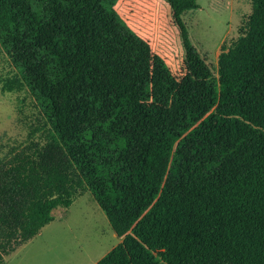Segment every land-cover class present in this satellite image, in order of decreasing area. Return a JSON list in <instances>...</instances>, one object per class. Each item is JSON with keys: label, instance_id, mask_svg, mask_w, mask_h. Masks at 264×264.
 Segmentation results:
<instances>
[{"label": "trees", "instance_id": "trees-1", "mask_svg": "<svg viewBox=\"0 0 264 264\" xmlns=\"http://www.w3.org/2000/svg\"><path fill=\"white\" fill-rule=\"evenodd\" d=\"M165 1L183 76L116 0H0V48L73 168L0 167V238L49 224L76 184L120 239L95 264H264V0L222 43L217 87L183 19L197 0Z\"/></svg>", "mask_w": 264, "mask_h": 264}, {"label": "rangeland", "instance_id": "rangeland-1", "mask_svg": "<svg viewBox=\"0 0 264 264\" xmlns=\"http://www.w3.org/2000/svg\"><path fill=\"white\" fill-rule=\"evenodd\" d=\"M197 3L199 9L187 12L183 19L192 47L205 62L208 81L217 87L220 47L225 40L237 37V29L250 13L251 3L250 0H197ZM114 8L127 27L149 44L152 53L173 74H185L183 40L172 23L165 0H116ZM20 83L0 48V167L14 178L42 181L50 164L73 171L26 88H18ZM73 173L75 182L81 183ZM71 191V205L53 209L48 226L13 254L9 264H95L120 242L88 190L80 192L73 184Z\"/></svg>", "mask_w": 264, "mask_h": 264}, {"label": "crops", "instance_id": "crops-1", "mask_svg": "<svg viewBox=\"0 0 264 264\" xmlns=\"http://www.w3.org/2000/svg\"><path fill=\"white\" fill-rule=\"evenodd\" d=\"M46 226H48V224L40 226L37 231L32 233V235H30L26 240L20 234L15 236L13 239L6 238L3 235L0 238V259L3 261V264H9V259L11 256L15 254L23 245H26L35 237H37L41 230Z\"/></svg>", "mask_w": 264, "mask_h": 264}]
</instances>
